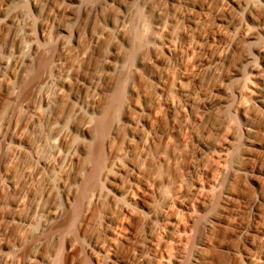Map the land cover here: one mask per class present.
<instances>
[{"label": "rangeland", "instance_id": "rangeland-1", "mask_svg": "<svg viewBox=\"0 0 264 264\" xmlns=\"http://www.w3.org/2000/svg\"><path fill=\"white\" fill-rule=\"evenodd\" d=\"M0 264H264V0H0Z\"/></svg>", "mask_w": 264, "mask_h": 264}, {"label": "bare ground", "instance_id": "bare-ground-1", "mask_svg": "<svg viewBox=\"0 0 264 264\" xmlns=\"http://www.w3.org/2000/svg\"><path fill=\"white\" fill-rule=\"evenodd\" d=\"M46 65H47V63H46L45 61L41 62V64H40V71H42V70L46 67ZM108 124H109L108 119L103 120V122H102V129H103V130H106ZM94 173H95V172H94ZM93 176H94V175H93ZM93 176H92V177H93Z\"/></svg>", "mask_w": 264, "mask_h": 264}]
</instances>
